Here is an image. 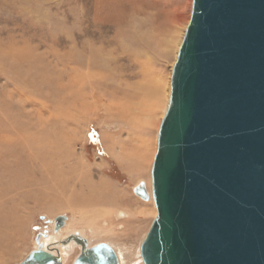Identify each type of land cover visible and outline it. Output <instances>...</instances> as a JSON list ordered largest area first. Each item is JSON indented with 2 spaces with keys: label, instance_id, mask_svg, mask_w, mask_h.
<instances>
[{
  "label": "rangeland",
  "instance_id": "374dc122",
  "mask_svg": "<svg viewBox=\"0 0 264 264\" xmlns=\"http://www.w3.org/2000/svg\"><path fill=\"white\" fill-rule=\"evenodd\" d=\"M191 4L0 0V264H19L35 249L44 220L60 215L68 217L65 227L57 236L49 228L43 243L79 231L91 246L119 248L124 264H142L139 246L156 210L152 199L140 200L132 188L144 181L150 191L162 104L179 47L176 17L185 9L190 19ZM142 109H154L150 121L131 116ZM63 120L68 124L59 129L57 122ZM38 132L45 142L54 135L55 142L66 146L68 160L56 168L74 169L68 187L63 181L68 176L51 178L47 168L55 161L45 170L25 151L10 154L5 138ZM130 138L147 141L138 163L132 162L137 156L119 155V143ZM83 183L113 188V201L103 197L95 207L73 204L72 199L86 193L89 184ZM59 252L64 264H72L79 248Z\"/></svg>",
  "mask_w": 264,
  "mask_h": 264
},
{
  "label": "water",
  "instance_id": "95a60500",
  "mask_svg": "<svg viewBox=\"0 0 264 264\" xmlns=\"http://www.w3.org/2000/svg\"><path fill=\"white\" fill-rule=\"evenodd\" d=\"M132 193L156 209L142 264H264V0H192L150 193L144 181ZM44 221L57 236L68 217ZM48 234L19 264H62L69 243L79 248L72 264H120L108 243L72 231L44 247Z\"/></svg>",
  "mask_w": 264,
  "mask_h": 264
},
{
  "label": "bare ground",
  "instance_id": "6f19581e",
  "mask_svg": "<svg viewBox=\"0 0 264 264\" xmlns=\"http://www.w3.org/2000/svg\"><path fill=\"white\" fill-rule=\"evenodd\" d=\"M188 10L186 11L185 9H181L178 14H177V17H176V22H175V26H176V30L178 29V32L180 31V39L178 41V46H180L181 44V41L183 39V35H184V32H185V28L187 27L186 25L187 22H188ZM179 49V47H178ZM178 51V50H177ZM169 92H170V83H169V88L167 90V97H166V100L164 101L165 104H162L163 106L165 105V108H162L164 109L163 110V114L165 113V110L167 108V105H168V99H169ZM165 99V98H164ZM152 104V103H151ZM155 105V103H154ZM135 108V107H134ZM146 109V108H145ZM127 110V109H126ZM156 110V108H155ZM125 112V111H124ZM129 112V110H128ZM127 114V113H126ZM128 115V114H127ZM133 115L138 118L140 117H146L147 120L150 121V119H152V116L154 115V109H149L147 112H145L143 109L138 111L135 115V112H131V116L133 117ZM53 117H56V116H53ZM58 117L60 118V116L58 115ZM163 117V116H161ZM57 118V119H59ZM154 118V117H153ZM131 119V118H130ZM143 119V118H142ZM146 120V119H145ZM146 120V121H147ZM54 121V120H53ZM71 121V120H69ZM152 121V120H151ZM144 122V121H143ZM154 122V121H153ZM152 123V122H151ZM149 123V125L151 124ZM58 124V128L59 129H64L66 127V125L68 124V121L66 120H63V121H59L57 122ZM73 124V123H72ZM143 124V123H142ZM147 124V123H146ZM139 125V124H138ZM141 125V124H140ZM145 125V122L144 124ZM54 127V126H53ZM142 127H145V126H142ZM58 129V130H59ZM146 129V128H145ZM140 132V131H139ZM144 132V131H143ZM140 134V133H138ZM39 132L38 134H33V135H23L21 137L19 136H15V137H9V138H5L7 140V142L11 145V148H12V151H11V155H15V154H20L22 152H27V154H24V155H27L29 158H31V162H38V160L41 161V164L43 165V167L45 168L46 170V165H50L52 162L55 161L54 165H50L49 168H47V170H49V172L52 173L51 178H53L54 180H59L60 178H63L64 175L68 176L69 178L66 179V180H63L65 182V185L68 187V185L71 183V180L73 181V177H75V171L74 169L72 168H68L67 171H58V168H56L57 165H62V164H66V160L67 159V156L65 157V150H66V146L65 148H63L64 145H59L57 142H55V140L58 139V137L56 138L53 134V136L51 137L52 139L48 142H45L46 140L43 138H41V136H39ZM42 135V134H41ZM61 136V135H60ZM127 136V135H126ZM142 137V136H141ZM140 138V136H139ZM4 139V140H5ZM69 139V138H68ZM145 139V138H144ZM65 141V140H64ZM146 140H133V139H129L128 142H124V143H119V147H118V151H119V155H121V157L123 159H127L129 156H137L135 159L136 160H132V162H137V161H140V160H143L144 159V156H145V152L147 151V146H146ZM66 143V142H65ZM4 145V144H3ZM8 145V144H7ZM149 147V146H148ZM70 151V150H69ZM23 155V154H22ZM67 155V154H66ZM69 155V154H68ZM26 156V157H27ZM4 160V159H3ZM130 163V161H129ZM138 163V162H137ZM53 164V163H52ZM133 164V163H132ZM35 165V164H34ZM136 165V164H135ZM59 166V167H60ZM48 167V166H47ZM73 167V166H72ZM75 167V166H74ZM136 167V166H135ZM43 169V168H42ZM84 169V168H83ZM87 174V173H86ZM83 177V175L81 176ZM64 179V178H63ZM62 182V183H64ZM89 182V181H88ZM57 184V183H56ZM84 184V183H83ZM87 184V183H85ZM84 184V185H85ZM89 184V183H88ZM87 184V185H88ZM93 184V183H92ZM100 184V183H99ZM98 184V185H99ZM103 184V182H102ZM94 185V184H93ZM91 184H89L88 186H86V193L83 192V194H80L76 197V199H72L73 200V204H76V205H85V206H92L96 203H99L101 204V200L102 198L104 197H107L106 199H108L110 202L113 201V197L115 196V194L112 192L113 191V188H111L112 191L104 188V186H93ZM78 186L80 187V185L78 184ZM65 187V186H64ZM83 187V186H82ZM62 188V187H61ZM81 190V188H80ZM76 192V190H75ZM79 192V191H78ZM82 192V191H81ZM77 193V192H76ZM150 193V191H149ZM75 195V194H74ZM77 195V194H76ZM71 198V197H70ZM104 200V199H103ZM115 201V200H114ZM118 201L116 200V203ZM107 203V202H106ZM103 205V203H102ZM107 205V204H106ZM97 206V205H96ZM99 206V205H98ZM95 207V205H94ZM156 210V209H155ZM65 238V237H64ZM62 238V239H64ZM62 239H60L58 242H61ZM57 241V240H56ZM54 240L51 241V243H48V244H45L43 243L44 247H47L49 245H52V244H55V243H58ZM76 245L73 244V243H69L65 246H59V249H62V248H66L67 250H70V249H73L75 248ZM116 254L119 258V261H120V264H124V257H123V253L122 251L117 248V251H116ZM63 259V257H61ZM64 264V263H62Z\"/></svg>",
  "mask_w": 264,
  "mask_h": 264
},
{
  "label": "flooded vegetation",
  "instance_id": "af4514ba",
  "mask_svg": "<svg viewBox=\"0 0 264 264\" xmlns=\"http://www.w3.org/2000/svg\"><path fill=\"white\" fill-rule=\"evenodd\" d=\"M51 229L52 228V225H46L45 223H44V227H43V229L42 230H40V229H38V231H37V234H36V236L38 235V234H43L44 233V231H48V229ZM49 229V230H50ZM35 236V237H36Z\"/></svg>",
  "mask_w": 264,
  "mask_h": 264
}]
</instances>
